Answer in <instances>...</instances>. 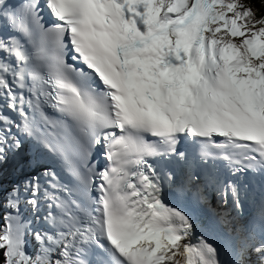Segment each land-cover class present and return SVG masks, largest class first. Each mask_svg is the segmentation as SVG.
Masks as SVG:
<instances>
[{
    "label": "snow or ice",
    "instance_id": "6c2138e0",
    "mask_svg": "<svg viewBox=\"0 0 264 264\" xmlns=\"http://www.w3.org/2000/svg\"><path fill=\"white\" fill-rule=\"evenodd\" d=\"M28 143L0 264H264V201L222 242L194 207L264 187V0H0V167Z\"/></svg>",
    "mask_w": 264,
    "mask_h": 264
},
{
    "label": "rangeland",
    "instance_id": "374dc122",
    "mask_svg": "<svg viewBox=\"0 0 264 264\" xmlns=\"http://www.w3.org/2000/svg\"><path fill=\"white\" fill-rule=\"evenodd\" d=\"M8 163L11 164V158H9ZM7 164H5L2 167H0V183H3V185L6 186V187L9 186L11 182L15 181V178L17 177V175L19 173L28 172L27 171L28 170L27 169L28 163L25 160H22L21 164L17 163V167L15 168L16 172L13 175H12V173H10L11 171L6 172L7 169H9ZM22 168H23V172L21 171Z\"/></svg>",
    "mask_w": 264,
    "mask_h": 264
},
{
    "label": "bare ground",
    "instance_id": "6f19581e",
    "mask_svg": "<svg viewBox=\"0 0 264 264\" xmlns=\"http://www.w3.org/2000/svg\"><path fill=\"white\" fill-rule=\"evenodd\" d=\"M22 157H23V156H21V155H16V156H14V157H11V156H10V158H11V164H9V163L7 164L9 169H7L6 172L11 171L10 173H12V175H13V174L16 172V171H15V168L17 167V163H20V164H21ZM13 168H14V169H13ZM18 172H19V171H18ZM23 174H24V173H19V174L17 175V177L15 178V180L21 178ZM218 214H219V216L221 217V214H222V213H221L220 211L218 212ZM224 228H225L228 232H230V233H234L236 238H237L238 236H240L239 233H238V228H237L236 230H233V231H230L226 225H224Z\"/></svg>",
    "mask_w": 264,
    "mask_h": 264
},
{
    "label": "trees",
    "instance_id": "16d2710c",
    "mask_svg": "<svg viewBox=\"0 0 264 264\" xmlns=\"http://www.w3.org/2000/svg\"><path fill=\"white\" fill-rule=\"evenodd\" d=\"M254 3L256 4V7L259 8L261 5V0H254Z\"/></svg>",
    "mask_w": 264,
    "mask_h": 264
}]
</instances>
